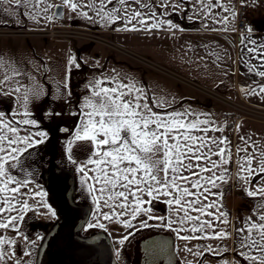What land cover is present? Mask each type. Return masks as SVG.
Segmentation results:
<instances>
[{
    "label": "snow or ice",
    "instance_id": "obj_1",
    "mask_svg": "<svg viewBox=\"0 0 264 264\" xmlns=\"http://www.w3.org/2000/svg\"><path fill=\"white\" fill-rule=\"evenodd\" d=\"M8 2V0H5ZM123 6L127 0H117ZM139 3V0H135ZM17 6L31 9V12L22 13L29 19L39 22L37 17L40 14V5H45L42 9L47 13L52 7L47 0H14ZM65 5L71 7L73 11L79 7L75 0H64ZM113 4L110 11L106 10L107 5ZM94 11L101 20L114 22L118 19H125V30H138L135 25L131 29L127 28L132 20L142 17V13L135 11L131 17L121 16V8L114 6V0H99L97 7L96 0H90L86 5ZM80 15L88 17L87 12ZM154 15V13H153ZM51 20L52 17L48 16ZM89 19H91L89 17ZM137 23L144 24V19L137 20ZM170 23V22H169ZM159 25H152L158 27ZM172 27H176L172 25ZM264 48V46H261ZM249 52L257 49H249ZM261 64L251 65L242 59L250 73H255L264 77V52L260 53ZM70 62L74 63V59ZM3 62L0 60V66ZM259 67L260 70H257ZM14 76L22 73L13 69ZM24 75H27L24 73ZM13 77L5 75L3 84ZM93 89L91 97L86 99L85 108L90 109L85 116L86 121L75 135V141H91L97 151L93 154L94 159H89L87 164L95 167L89 169L94 173L88 176L85 166H81L78 171L84 173L89 180L95 181V185L89 186V191L98 192L100 195L94 197L97 210L101 207L112 209V214L104 213L106 220H112L114 216L125 215L131 209V218L136 219L138 215H147L151 208L144 207L145 204H152L153 200L160 195L168 197L164 202L170 206L175 218L167 219V226L173 224L177 227L172 230L177 233L181 240H200L208 238L226 239L230 234L226 230L215 231L212 220H205L203 217L211 216L221 223L227 224L226 213L220 212L217 216L208 209L215 208L216 200L209 203V196L222 197L223 193L212 192L213 188H218L217 181L227 183L228 165L233 162L230 142L227 137L210 138L207 136L208 128H201V124L208 121L189 120L192 113L185 111H154V108L170 107V102L153 100L149 103L148 97L143 89L135 83H124L118 77L107 78L105 81L95 80L90 82ZM110 84L104 86L102 84ZM67 87V85H65ZM248 91L247 89H242ZM19 92L20 88L14 89ZM252 94L258 95L255 89ZM260 93H264V86H260ZM29 93L33 97H39L42 91L39 87L25 89L23 100L26 108ZM17 115L14 113L13 116ZM25 116L30 115L27 111ZM52 115H58L53 113ZM5 113L0 112V229L15 227L17 219L23 216H4L6 212L15 209L14 202H21V210L28 208L26 200L20 201L19 198L25 195L23 188L31 182L28 177L31 173L24 167L23 159L29 149L44 143L46 132H36L21 135L18 124L36 126L37 122L31 119L16 121L15 119H5ZM66 131V129H65ZM211 131H223L221 128H212ZM197 133H204L198 135ZM35 137H39L36 139ZM100 137H103L102 139ZM241 141L246 147H237L235 163L238 166V176L245 183H251L252 179L264 180V150L257 156L255 149L261 146L251 137H241ZM74 141L68 142V152L72 151ZM22 145V146H21ZM249 148L253 151H249ZM243 153V155H241ZM218 157V159H213ZM72 160L71 155L68 157ZM256 167H253V162ZM72 163H76L72 160ZM20 169L24 175L17 178L13 170ZM219 172V174H217ZM207 173L208 175H205ZM247 173V175H239ZM14 185V186H12ZM210 186V187H209ZM37 195H47L37 193ZM152 199L145 200L144 196ZM249 197H264V187H256L253 191H247ZM131 197V200L129 199ZM122 209L117 213L115 209ZM258 209L264 210V202L257 205ZM196 213V215H193ZM52 215H55L52 212ZM148 219L165 220V217L148 216ZM125 227H131V222H122ZM143 227L149 226L147 221H141ZM88 227H101L105 225L97 222L89 224ZM181 232H188L189 235H179ZM200 233V235H196ZM238 237V247L235 251L247 264H264V211L253 221L251 217L246 218L244 227L236 229ZM127 239V237H125ZM123 244V240L119 241ZM15 241L0 237V264H3L6 257L11 259L15 253L9 255L5 250V245L14 244ZM198 251L193 254L203 257L205 252L213 255H220V250L211 246H196ZM186 251L192 249L185 248ZM224 252L228 249L224 248ZM255 251L258 254L253 255ZM27 255V253H25ZM17 264L19 261L17 260ZM225 264H231L225 261ZM235 264H241V260H236Z\"/></svg>",
    "mask_w": 264,
    "mask_h": 264
},
{
    "label": "rangeland",
    "instance_id": "obj_2",
    "mask_svg": "<svg viewBox=\"0 0 264 264\" xmlns=\"http://www.w3.org/2000/svg\"><path fill=\"white\" fill-rule=\"evenodd\" d=\"M186 1L188 6L180 0H139V3L135 2V0H127V3L121 6L117 0H114V6L121 8V16H125L126 14L127 17H131L135 11L142 13V17L132 20V23L127 25L129 29L135 25L138 30H125V19H118L111 23L106 19L101 20L94 11L86 7L90 0H75L79 5L76 11H73L70 6L65 5L64 0H47V3L51 4L52 7L47 13H44L42 9L45 5L39 6L41 9L37 17L39 22H35L22 14L25 11L31 12V9H25L22 5L17 6L14 0H8V2L0 0V60L3 62L2 66H0V81L4 80L5 75L13 77V79L0 84V106L12 109L11 115L14 119L18 121L24 119L35 120L37 122L36 125L43 123L44 115L46 117L49 116L48 112L52 116L53 111L55 113L56 111H61L59 120L62 123L67 124L69 127H73V124H77L78 126L74 132L73 130L71 132L70 129L64 126L59 128L58 124L54 125L56 127V129H53L54 133L48 128H41L40 131L47 133L44 143L38 145L37 150L29 151L31 155L23 159L25 169L31 173L28 177L31 182L25 188L28 191L29 206L34 209L37 216L45 220L44 224L53 222L52 220L47 221L45 216L52 215L54 211L44 199L37 201L35 195L40 190L41 193H44L43 190L45 188L39 179V172L41 167L46 165L50 158L54 157L61 164L74 166L83 187L86 188L87 186L84 182L83 174L78 169L88 161L81 160L84 157L91 156L92 159L95 158L93 154L97 149L91 141H75V135L87 119L85 113L90 111V109L84 107L86 99L91 97L93 91L90 82L95 80L105 81L107 78L118 77L124 83H135L137 87L144 90L150 104L153 100H156V98H153L154 92L151 91L152 98H149L145 85L143 82H137L136 77H133V71H140L141 73L152 72L179 83V80L168 76L167 72L161 67L151 65L147 60H152L148 57V51L150 50L158 51L164 55L166 38L168 39V37H165V27L171 28L172 25H179L172 17L168 16L170 9H178L185 20H199L200 22V0ZM58 4L64 6V21L54 19V9ZM96 4L98 7L99 0H96ZM220 4L222 10L218 12V15L222 19H227L229 14L232 15L233 1L220 0ZM112 7L113 4H109L106 10L110 11ZM81 12H87L88 17L80 15ZM48 16H51L52 19H47L46 17ZM139 19H144L145 23H137ZM157 24L159 25L158 27H152V25ZM54 26L62 30H69L68 28H71L70 30L72 31L50 35L48 31ZM90 32L94 37L89 36ZM112 44H116L114 47L120 50L123 48L124 50L122 51L124 52L113 49ZM136 58H139V61ZM73 59L75 62H70ZM158 64L162 65L161 63ZM123 68L127 70V75L124 77L121 75ZM13 69L19 70L22 74L14 76ZM24 73L27 75H24ZM197 83L200 84V82ZM101 86L110 87L111 85L105 83ZM17 87L20 88L19 92L14 91ZM32 87H39L42 94L39 97H33L29 93L25 108L23 100L24 92L25 89ZM189 87L197 90L194 87ZM207 88L214 90L210 87ZM203 97L211 103L218 104L220 108L229 110L226 104L220 100H216L212 94L211 96L204 94ZM158 101L164 102L163 99H158ZM171 101L175 103V100ZM66 110L70 113L67 116L63 114L67 112ZM204 110L202 109L200 112L206 113ZM25 111L30 113V115L25 116ZM154 111L159 110L158 108H154ZM14 113H17V115L13 116ZM238 113V116H244L243 112ZM247 117L252 116L247 115ZM230 118L228 116V121L231 122ZM49 119L46 120L49 121ZM259 120L264 121V118ZM209 123L210 120H208ZM100 138L102 139L103 137ZM69 141H74L71 153L68 152ZM69 155H71L72 160L76 161L75 164L68 159ZM253 166L256 167V164H253ZM13 171L18 179L24 175L19 168L16 169V172L15 170ZM239 175L246 174L239 173ZM256 179H252L251 183H245L250 190H255L256 187H264V180L258 179L260 183L255 184ZM90 199V201H93V198L90 197ZM149 214L153 217H165L163 221L151 219L149 226H152L153 229H156L154 227L167 226V216L159 214L153 209ZM55 218L56 216H54ZM29 219L33 220L32 218ZM94 223L93 219L89 222V224ZM88 225L85 233L100 229V227L90 228ZM23 229L13 237L9 235V238L7 237L8 240L14 241V238L17 239V243H19V248H14V244L6 245V251L9 255L15 253L11 259H8L12 264H17V259L19 258L17 254L21 253L24 255L27 251H30V254H32L34 242L39 241L42 237L41 231L36 233L30 227L26 228V232ZM106 230L109 234L114 231L126 233V231H131V228L116 222L114 229L109 227ZM147 230L149 228L143 230L140 234ZM32 235L33 239L30 238ZM121 240L123 238L120 240L115 239L114 241L112 238L116 258L119 263L129 264V259L132 257V245L127 250H124L125 241L121 244L119 242ZM181 256L185 259L183 253Z\"/></svg>",
    "mask_w": 264,
    "mask_h": 264
},
{
    "label": "crops",
    "instance_id": "obj_3",
    "mask_svg": "<svg viewBox=\"0 0 264 264\" xmlns=\"http://www.w3.org/2000/svg\"><path fill=\"white\" fill-rule=\"evenodd\" d=\"M180 1L188 6L186 0ZM232 1L233 12L232 15L229 14L227 19H222L218 15V12H221L222 10L220 0H200V22L199 20H185L178 9H170L168 11V16L172 17L180 26L175 24L176 27H165L166 29L164 33L166 35L165 37H168V39L166 38L164 55L158 51L150 50L148 51V57L153 61H156V63H161L163 66L168 67L182 76L200 82V84H203L206 87L213 88L217 92L228 96L237 102L263 110L264 93H260L259 88L260 86H264V77H260L255 73H250L247 65L242 63V59L251 65L259 66L261 64L260 53L264 52V48L261 47L264 46V0ZM240 4H246L250 14V29L244 34H239L237 31V11ZM250 48L257 49V51L249 52L248 50ZM257 70H260L259 67H257ZM121 71H123L121 72L123 77L127 75V70H125V68ZM133 77H136L137 82H143L149 98H152L151 91H153L155 94L153 98H156L157 101L158 99H163L164 102H170V107L165 106L164 108H158L159 111L170 112L173 110H187L192 113V115L188 117L189 120H196L197 118L201 121L210 120L209 124H201L200 127L209 129L207 136L210 138L227 137L230 142L233 156V162L228 165L229 172L226 174L227 183L218 180L217 184L219 187L212 189V192L223 193V196H209V200L205 201V203H209L212 200H216V207L208 209V211L214 212L217 216L220 212L226 213V217H222L221 219L226 218L228 223H221L219 220H215L211 216L203 217L205 220L213 221L216 232L226 230L230 234L226 239L208 238L186 241L179 239L177 233L172 230L177 227L175 224L171 227L163 226L154 228L168 230L174 235L178 264H225V261L235 264L236 260H241V264H247V262L243 261L235 251L238 247L236 229L244 227V221L246 218L251 217L253 221L258 219L261 211H264L257 208V205L263 202V197H249L247 195V191L253 190H250L245 182L243 183V180L239 179L238 166L236 165L235 160L237 158V147H246L241 141V137H251L252 140L258 142L261 147L255 149L257 156H259L261 150H264V121L247 116H238L236 120L230 122L228 121V116L231 117L232 114L230 108L229 110H226V108H220L216 103L207 101L206 98L203 97L204 94L200 93L198 90L190 88L188 85L185 86L183 83L180 84V82L178 83L168 77L153 74L152 72L141 73L140 71H133ZM242 89H247L248 91H243ZM252 89H255L259 94H252ZM171 100H175V103ZM202 109H205L204 111L206 113H201L200 110ZM66 111L67 112L63 113L65 116L70 114L68 110ZM0 112L5 113V119H14L11 115L12 109H9V107L5 108L0 106ZM53 112L55 113V111ZM60 112L61 111H56V113H58L57 116H50V112H48L49 116L46 117L44 115L45 119L43 118V123L40 125L31 126L18 124V127L21 129L20 134L24 135L26 132H41V128H48L54 133L53 129H56L55 124H58L59 128L64 126L70 129L71 132L72 130L74 132L78 127L77 124H73V127H69L67 124L62 123L61 120H59ZM46 119H49V121ZM212 128H221L223 131H211ZM197 134L204 135V133ZM35 138L39 139V137ZM37 147L38 145L34 147L35 149H29V151H35L37 150ZM249 151H253V149L249 148ZM83 154L86 155L87 153ZM241 155H243V153H241ZM28 156L29 155L26 153L25 158H28ZM74 156L76 159V153ZM89 159H92V157H84L81 160L85 161ZM213 159H218V157H213ZM253 164H256V162L254 161ZM94 167L95 166L91 164L86 165L85 171L88 173V176L94 175L92 171H89V169ZM82 174L84 176V173ZM217 174H219V172ZM243 174L247 175V173ZM205 175L208 174L205 173ZM84 179V182L88 187L86 186V188H84L82 183L80 184V197L88 200L90 203L93 202L91 203L93 205L91 219L95 221L94 224L99 222L100 224L105 225V228L100 227V229L106 230V228L109 227L114 229L116 227V222L120 224H123L122 222L125 220L131 222V231H126V233H119L118 231L110 232L113 241L122 238L123 241H125L132 236H138L140 232L145 229H153L152 226L143 227L141 225V221H147V224L149 225L151 220L148 219V216H150L149 213L147 215H138L136 219H132L131 209H129L128 213L125 215H120L118 217L114 216L112 220L104 219L103 214L108 213L111 215L112 209L103 207V202L101 201V207L99 211L97 210V204L94 197H98L100 194L98 192L89 191V186L95 185V181L89 180L85 176ZM258 183H260V181H258L257 178L255 184ZM95 186L99 187V185ZM43 191L46 193V190ZM22 192H24L25 195L19 198V200H26L29 205L30 200L27 195L28 191L23 188ZM37 193H41V190L40 192L37 191ZM35 196L37 201H39V199H44L45 202L47 201L46 195L42 196L36 194ZM90 197L93 198V201H90ZM164 197L165 196L160 195L157 199L153 200L152 204H145L144 207L151 208V210L153 209L157 213L167 216V219L169 217L175 218L174 214L171 212L170 206L164 202L168 197ZM143 198L145 200L152 199L146 195ZM129 199L131 200V197H129ZM14 204L16 210L6 212L3 215L17 217L23 216V219H17L14 228L9 227L8 229H0V237L5 239H7L8 235L13 237L16 233L22 230V228H25L27 222L30 220L29 218H32L38 223H44L45 221L36 215L32 207L29 206L28 208L21 210V202H14ZM115 211L120 213L123 210L117 208ZM193 215H196V213H193ZM54 216H45V219H47V221H54ZM38 232L39 231H36V233ZM179 235H189V233L181 232ZM196 235H200V233H197ZM125 237H127V239H125ZM30 238L33 239V235ZM41 239L42 237L37 242L33 241L34 248L32 254H30V251L25 252L27 255H22L21 253L17 254V257H19L17 259L19 264H34L35 252ZM14 241V248H19L17 239L14 238ZM197 245L211 246L212 248L219 249L221 254L213 255L205 252L203 257H198L193 254L198 251L196 247ZM4 248L6 250V245ZM185 248L192 249V251H186ZM224 248H227L228 251L224 252ZM182 253L185 259L181 256ZM252 254L256 255L258 253L253 251ZM6 261H8V259H5L4 262Z\"/></svg>",
    "mask_w": 264,
    "mask_h": 264
},
{
    "label": "water",
    "instance_id": "obj_4",
    "mask_svg": "<svg viewBox=\"0 0 264 264\" xmlns=\"http://www.w3.org/2000/svg\"><path fill=\"white\" fill-rule=\"evenodd\" d=\"M54 19L64 21V6L54 9ZM39 179L56 218L39 228L43 234L34 264H118L115 246L105 229L85 233L93 205L80 197L74 166L54 157L43 165ZM130 264H178L174 235L165 229H149L133 241Z\"/></svg>",
    "mask_w": 264,
    "mask_h": 264
},
{
    "label": "built area",
    "instance_id": "obj_5",
    "mask_svg": "<svg viewBox=\"0 0 264 264\" xmlns=\"http://www.w3.org/2000/svg\"><path fill=\"white\" fill-rule=\"evenodd\" d=\"M68 29L69 30H62V29H58V27L56 28L54 26V27H52V29L50 31H48V33L50 35H53V34H56L59 32H66L67 33V32L72 31V30H70L71 28H68ZM249 29H250V17H249L248 7L246 4H240L238 7V11H237V31L239 34H244V33L248 32ZM40 33H43V32H40ZM89 36L94 37V35L91 32H90ZM106 45H108V44H106ZM112 45H113L112 46L113 49L120 50V49L114 47L116 44H112ZM122 50H124V49L122 48ZM122 50H120V51H122ZM122 52H124V51H122ZM136 59L139 61V58H136ZM141 60H146V59H141ZM147 61H149V63L151 65L161 67L164 71L167 72L168 76H171L176 80H179V82H181L185 85L194 87L195 89L202 92L203 94H206L209 96H211V94H212L216 98V100L222 101L224 104H226L231 109V112H235V113L231 114V120H236L238 118V114H239L238 112H241V113L243 112L244 116L247 114V115L252 116L253 118L255 117L256 119L264 118V111L263 110L254 108V107L249 106L247 104L237 102L236 100H234L228 96H225V95H223L217 91L208 89L207 87L195 82V80H192L190 78L182 76V75L172 71L171 69H168L165 66H162V65L156 63L155 61H152V60H147Z\"/></svg>",
    "mask_w": 264,
    "mask_h": 264
},
{
    "label": "flooded vegetation",
    "instance_id": "obj_6",
    "mask_svg": "<svg viewBox=\"0 0 264 264\" xmlns=\"http://www.w3.org/2000/svg\"><path fill=\"white\" fill-rule=\"evenodd\" d=\"M57 155V154H56ZM80 184H81V182H80V179H79V189H80ZM41 224H44V223H38L37 221H35V220H29L28 222H27V224H26V227L23 229L24 231L26 230V228H28V227H30V228H32V230L33 231H41L40 230V228H39V225H41ZM26 232V231H25ZM138 235V234H137ZM140 235V234H139ZM138 235V236H139ZM138 236H132L131 238H129V239H127V240H125V242H124V250H127L128 249V247L130 246V245H132L133 246V241H134V239H136ZM132 258V257H131ZM131 258L129 259V264H130V262H131ZM3 264H12V262L11 261H6V262H4ZM118 264H122V263H119L118 262Z\"/></svg>",
    "mask_w": 264,
    "mask_h": 264
},
{
    "label": "trees",
    "instance_id": "obj_7",
    "mask_svg": "<svg viewBox=\"0 0 264 264\" xmlns=\"http://www.w3.org/2000/svg\"><path fill=\"white\" fill-rule=\"evenodd\" d=\"M151 229V228H150Z\"/></svg>",
    "mask_w": 264,
    "mask_h": 264
}]
</instances>
